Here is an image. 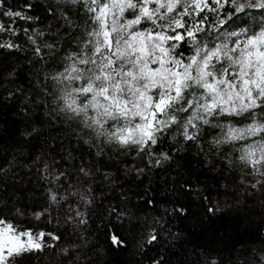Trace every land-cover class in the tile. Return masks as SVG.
Masks as SVG:
<instances>
[{"label": "trees", "instance_id": "obj_1", "mask_svg": "<svg viewBox=\"0 0 264 264\" xmlns=\"http://www.w3.org/2000/svg\"><path fill=\"white\" fill-rule=\"evenodd\" d=\"M89 23L69 0H0V24L15 32H0V42L19 46L0 48V217L59 237L15 264H264V164L258 171L240 160L236 142L217 143L208 125L189 140L173 125L146 154L97 138L64 110L55 76ZM263 26L255 9L225 28Z\"/></svg>", "mask_w": 264, "mask_h": 264}, {"label": "snow or ice", "instance_id": "obj_2", "mask_svg": "<svg viewBox=\"0 0 264 264\" xmlns=\"http://www.w3.org/2000/svg\"><path fill=\"white\" fill-rule=\"evenodd\" d=\"M69 3L79 4L90 23L80 51L67 57L70 63L57 76L64 84L61 99L64 110L82 117L97 138L134 146L138 152L148 154L173 125L183 126L184 137L191 140L198 130L195 121L208 123L207 116L247 114L251 122L243 127L221 126L224 139L217 143L252 141L241 144L239 159L253 168L264 164V28L252 35L245 30L243 42L231 48L226 42L235 33L227 30L223 32L225 43L219 48H209L200 40L201 33H219L248 9L264 10V0ZM3 15L32 19L19 11ZM5 31L15 35L14 30L0 24V32ZM24 31L27 35V29ZM18 47L11 40L0 42V48ZM34 51L41 54L40 47ZM221 56L228 61V67H217ZM190 108L193 112L187 121L178 119L177 113ZM189 128L193 131L189 132ZM80 171L89 175L84 168ZM259 174L264 176V171ZM50 198L57 199L54 191L50 190ZM216 210L209 208V212ZM46 236L59 239L52 233L33 232L0 217V264H15L16 257L24 253L50 247L45 243ZM110 239L114 245L123 243L115 235ZM156 239L152 235L148 242Z\"/></svg>", "mask_w": 264, "mask_h": 264}, {"label": "rangeland", "instance_id": "obj_3", "mask_svg": "<svg viewBox=\"0 0 264 264\" xmlns=\"http://www.w3.org/2000/svg\"><path fill=\"white\" fill-rule=\"evenodd\" d=\"M254 10L255 9H248L246 11V14H242V15L243 16H246V17H250ZM256 10H260V9H256ZM261 11L263 12V16H264V10H261ZM261 28H264V26L261 27ZM225 30H227V29L226 28L225 29H221L219 33L217 31H215L214 37L212 39H210L205 44H207L209 48H213V49H216V48L221 47L225 43V41L223 40V32ZM228 32H231V31H228ZM232 33H235V35H233L231 37V39L226 42L227 43V46L230 47V48L231 47H234L235 46V43H242L243 40L245 39V35H244L245 30L244 29H238V30H236V31H234ZM246 34L247 35H252V34H249L247 31H246ZM85 38H86V36H85ZM85 38H84V40H85ZM84 40L82 41V43L79 45V47L76 50H74V51L72 50V51H70V53H68L66 55L65 60H64V65L62 66L61 70L55 76V85H56V88H57L58 97H59V99L61 101L62 107H64L63 106L62 99H61V97L63 96V93H64V84L57 79V76H58V74L60 72L63 71L65 65L68 64V63H70V61L67 59V57H69L71 54H73L75 52L80 51V48L82 47ZM233 55H235V53H233ZM213 63H216V60L215 59L213 60ZM221 66L228 67V61L223 56H221L220 63L217 64V67H221ZM192 112H193V110L190 108L188 112L177 113V117H178V119H181L182 118L185 121H187V119H189L192 116ZM223 116L224 115L207 116L206 118L209 121L208 123H203L202 121H195V123L197 124V129H198L195 132V134L198 133L202 128H204V127H206L208 125V126H213L217 130L216 131V135L218 136L219 139H224L223 138V135H222V128H221V126L235 125L236 127H243V126H245V125H247L248 123L251 122L250 120L249 121L236 122V121H234L232 119H223L222 118ZM78 117H80V116H78ZM80 119H82V117H80ZM180 128L184 132V127L181 126ZM188 131L189 132H192L193 129L189 128ZM252 139L253 140H258L259 137H254ZM251 142L252 141H248V142H239L238 141V142H236V145L238 146V149H239L241 155H242L241 144L251 143ZM251 167H253V166L251 165ZM260 167H261V165H258L254 169L257 170Z\"/></svg>", "mask_w": 264, "mask_h": 264}]
</instances>
